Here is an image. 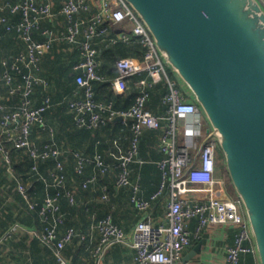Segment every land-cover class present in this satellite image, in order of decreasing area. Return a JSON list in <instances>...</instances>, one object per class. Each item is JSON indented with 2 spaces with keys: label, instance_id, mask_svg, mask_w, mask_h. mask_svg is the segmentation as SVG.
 <instances>
[{
  "label": "crops",
  "instance_id": "obj_1",
  "mask_svg": "<svg viewBox=\"0 0 264 264\" xmlns=\"http://www.w3.org/2000/svg\"><path fill=\"white\" fill-rule=\"evenodd\" d=\"M25 0H0V75L9 71L12 59L22 53L28 52V43L20 33L7 26H15L22 20L20 12L14 13L12 6ZM104 0H89L93 6L92 12H82L76 15L75 21L87 22L98 12ZM53 15L41 21L39 28L33 31L34 40L52 41L51 49L40 56L39 70L34 72L37 76L47 81V86L41 85L34 89V105H40L45 97L50 96L53 106L46 114V128L41 131L34 128L33 143L38 147L50 141L64 154L67 184L66 190L74 193L75 202L69 199L61 200V211L65 217V223L61 227V234L67 229L76 231L74 240L66 245L63 255L69 264H136V250L132 246L133 233L143 219L149 218L160 226L168 223L167 212L170 202L169 193L155 201L147 210H140L132 203L133 187L139 185L140 195L144 199H150L161 185L162 171L158 166L159 161L165 158L161 148V140L164 128L159 130H146L142 135V141L138 156L129 165L131 186L119 187L120 161L128 155L132 148V130L129 121L112 120L107 125L98 128H80L76 124L74 110L70 101H80L85 97L84 89L77 83V78L84 75L85 71L78 66L83 62L84 55L81 44L87 41V24H82L78 43L64 39L69 34L72 23L62 12L63 0H51ZM101 28V27H100ZM133 24L127 23L121 26H110L104 35L96 36L91 40L93 48L98 55V73L101 80L95 84L96 98L100 102H114L118 109H129L134 99L142 90L140 81L149 80L147 74L135 76L129 83L125 93H119L113 86V81L119 75L117 61L122 58L143 60L142 50H136L131 42L123 45L122 53L117 45L121 43L119 36L124 33H132ZM99 30V28H98ZM137 38V37H136ZM125 42V41H123ZM115 64L114 70L111 68ZM167 66V65H166ZM167 66L169 77L180 87L189 100V92L179 77ZM19 78H16L18 80ZM13 87H18V82ZM151 89L148 109L156 116L167 113L164 98L169 92L167 81ZM3 103L6 105H18L22 94H10V85L1 87ZM117 97V100L115 98ZM4 129L0 126V133ZM1 135V134H0ZM2 139V137H0ZM0 147V237L10 236L0 246V264H57V258L52 248L44 244L36 237L45 225V220L40 211L45 197L54 194L55 190L47 181H36L32 177V167L36 163L40 173L51 178L55 159H45L41 163L36 161L26 151L16 152L11 145ZM8 151L12 159V168L16 179L28 182V199L24 198L16 187L14 176L10 173L5 155ZM76 153H81L89 161L85 163L84 171L78 169ZM100 155V156H99ZM100 158L106 167L103 172L97 164ZM227 171V170H226ZM31 174V175H30ZM218 178L223 179L224 184H218L213 191L216 196L223 199L238 198L231 185L228 172H218ZM89 182V186H84ZM194 189L197 190V187ZM199 189V187H198ZM202 189V188H201ZM195 190V191H196ZM208 192L191 193L190 198H208ZM35 205V208L31 207ZM39 207H41L39 209ZM110 217L113 224L119 227L126 235V243L111 246L101 255L97 249L101 243V232L98 228L100 220ZM198 226V220L193 219L189 223V229L194 234ZM236 229L229 226H214L205 230L201 237L194 239L192 245L186 249L183 259L179 264H226L227 250L235 242ZM202 243V249L196 255L186 260L194 249ZM253 257L256 264H260L254 245ZM248 255H244L242 262Z\"/></svg>",
  "mask_w": 264,
  "mask_h": 264
},
{
  "label": "built area",
  "instance_id": "obj_2",
  "mask_svg": "<svg viewBox=\"0 0 264 264\" xmlns=\"http://www.w3.org/2000/svg\"><path fill=\"white\" fill-rule=\"evenodd\" d=\"M259 1L264 7V0ZM52 9L51 0H25L12 6V11L20 12L23 18L15 26L8 25L7 28L8 30L16 28L28 43V52L18 55L10 70L0 75V111L10 109L2 122L5 141L0 139V147L5 150L3 146L7 142H12L17 149H27L36 161L50 158L57 160L62 154L54 145L48 144L41 149L30 139L34 125L46 126L44 113L50 107V99L47 98L43 105L35 107L32 96L37 85L48 84L45 79L37 76L34 70L38 67L40 56L52 47L51 40L36 41L32 34L39 28L42 20L53 15ZM92 10L93 6L89 0H63L62 12L73 24L69 34L63 38L78 43L81 26L87 24V41L81 44L84 60L78 66L84 69L85 73L77 78V83L84 89L85 99L74 101L71 107L76 114V123L80 127H99L119 116L131 122L133 143L129 154L121 159V174L117 182L119 187L132 185L129 165L138 156L144 131L162 128L165 131L161 148L166 156L158 163L162 171L160 188L150 200H146L140 195L139 185H135L131 200L138 209L147 210L154 201L160 200L168 192L170 197L168 223L157 226L149 218L138 223L132 237V246L137 252L136 264H179L193 240L200 238L205 230L214 226H229L236 229L235 242L227 250L226 264H239L242 254H254V243L241 200L223 199L216 196L212 190L209 191V188L214 189L216 185L224 184V181L217 177L216 149L219 144L211 132H208L209 124L202 109L194 101L189 100L183 90L171 80L167 66L147 27L125 0H104L98 12L86 23L75 21L77 14ZM127 23L133 24V36L141 40L146 53L141 61L119 59L117 61L119 75L113 81V86L117 92L125 93L133 77L147 74L149 80L147 78L140 81L142 90L129 110H116L112 104L105 105L95 101L93 83L101 77L97 72L99 66L97 52L91 40L104 35L110 26ZM131 37L129 33L123 32L119 39L129 42ZM24 68L29 71L24 73ZM14 73L23 76L24 84L17 88L12 87L10 94L14 95L21 91L22 98L19 105L9 107L2 102L1 87L5 83L12 85L16 81ZM163 80L167 81L169 87V92L164 98L168 110L165 115L156 116L147 108L149 100L147 89L160 84ZM5 152L8 169L14 176L11 156L7 150ZM75 155L79 160L78 170L82 172L84 164L89 160L79 153ZM97 159L98 166L104 172L106 167L100 158ZM63 169V164L58 162L56 170ZM33 170L38 171V166L35 165ZM52 176L55 185L63 187L65 176L54 171ZM194 187H197V190ZM18 190L28 199L27 185L19 182ZM198 191L203 193L205 191L210 195L206 199L189 197L190 193ZM60 195L58 192L56 196L49 195L46 198L40 211L45 225L40 232H36V237L54 250L57 264H69L64 258L63 250L74 240L76 231L71 228L65 235L60 236L59 226L64 223V216L60 212ZM66 195L72 203L75 202L71 192H66ZM31 207L35 208V205L31 204ZM193 219L198 220L194 234L189 229V223ZM98 228L101 232V243L96 252L99 255L111 246L127 241L125 233L113 224L110 217L99 221ZM10 236H2L0 246Z\"/></svg>",
  "mask_w": 264,
  "mask_h": 264
},
{
  "label": "water",
  "instance_id": "obj_3",
  "mask_svg": "<svg viewBox=\"0 0 264 264\" xmlns=\"http://www.w3.org/2000/svg\"><path fill=\"white\" fill-rule=\"evenodd\" d=\"M125 1L202 109L264 264V7L259 0Z\"/></svg>",
  "mask_w": 264,
  "mask_h": 264
},
{
  "label": "trees",
  "instance_id": "obj_4",
  "mask_svg": "<svg viewBox=\"0 0 264 264\" xmlns=\"http://www.w3.org/2000/svg\"><path fill=\"white\" fill-rule=\"evenodd\" d=\"M16 30V29H15ZM33 35V38H34V34H32ZM132 37H131V40L129 41V42H131L132 41V43H130L129 45H134V46H136V47H132V48H135L136 50L138 49V50H142V54H143V56L145 55V53H146V48L143 46V44L141 43V40L139 39V38H136V37H134L133 35H131ZM23 38V37H22ZM48 41V40H47ZM117 45H120L119 46V50H121V53H122V51L125 49V48H123L124 46L123 45H128V44H126V42H123V41H121V43H119V44H117ZM97 59H98V55H97ZM40 60H41V58H40ZM14 61H15V58L14 59H12V62L10 63V67H11V65L14 63ZM41 61H39V63H40ZM39 63H38V67H37V70H39ZM114 67H115V64L114 63H112V65H111V68L114 70ZM9 70H10V68H9ZM170 70V69H169ZM24 73H27L28 71H29V69H27V68H24ZM97 72H98V70H97ZM14 75L16 76V78H19L18 80H16L14 83H17L18 82V86L19 85H23L24 84V79H23V76L22 75H18V74H15L14 73ZM98 75L101 77V75L98 73ZM102 78V77H101ZM101 80V79H100ZM98 82V80L97 81H95L94 83H93V89H94V93H95V101L97 102V103H102V104H105V105H109V104H112V106L114 107V109H116V110H122V109H118V107H115L116 105H115V103L114 102H110V103H104V102H100L97 98H96V91H95V84ZM14 83L12 84V85H10V90H11V88L13 87V85H14ZM6 84V83H5ZM4 85V84H3ZM38 86H40V85H37L36 87H38ZM43 88H45V86L44 85H41ZM154 86H156V85H154ZM153 86V87H154ZM35 87V88H36ZM152 87V88H153ZM147 91H148V93H149V96L151 97V89H147ZM16 95V94H15ZM47 98H49L50 99V107L47 109V111L44 113V121H45V124H47L46 123V114H47V112L48 111H50V108L53 106V102H52V100H51V98H50V96H46L45 97V99H44V101L40 104V105H43L45 102H46V99ZM85 99V97L82 99V100H84ZM136 99V98H135ZM135 99H134V101H135ZM32 100H33V96H32ZM115 100H117V97L115 98ZM134 101H133V103H132V105L134 104ZM149 101V100H148ZM3 102V101H2ZM74 101H70V105H71V103H73ZM20 104V103H19ZM18 104V105H19ZM33 104H34V101H33ZM40 105H37V106H35V107H38V106H40ZM132 105H131V107H132ZM147 105H148V103H147ZM7 106H9V107H12V105H7ZM13 106H17V105H13ZM130 107V108H131ZM166 107H167V110H168V106L166 105ZM72 108V107H71ZM129 108V109H130ZM148 108V107H147ZM129 109H123V110H129ZM10 109H7V110H5V111H0V126H2V122L4 121V118H5V116L7 115V113H8V111H9ZM104 116H108V114H104ZM75 118H76V115H75ZM109 122H111V121H108L106 124H104V125H107ZM130 124H131V122H129ZM77 124V123H76ZM104 125H101V126H104ZM77 126L78 127H80L78 124H77ZM101 126H99V127H101ZM35 127H37V128H39L41 131H44V129L46 128V126L45 127H43V126H41V125H38V124H36V125H34L33 127H32V132H31V136H30V139H31V141H32V136H33V131H34V128ZM131 127V126H130ZM80 128H86V127H80ZM95 128H98V127H95ZM3 129V128H2ZM87 129H92V128H87ZM1 135H0V137H2V141L4 142L5 141V136H4V133H0ZM132 135H133V132H132ZM1 139V138H0ZM141 141H142V136H141V140H140V144H141ZM10 144L11 145V147L13 146V148L15 149V150H17L16 152H22V151H26V153L28 152L29 153V151L27 150V149H17L16 147H15V145H14V143H12V142H7L6 144ZM32 143H33V141H32ZM132 143H133V136H132ZM34 144V143H33ZM48 144H50V145H53L52 143H50V141L48 142V143H46V144H44L43 146H42V148H44L46 145H48ZM35 145V144H34ZM36 146V145H35ZM56 147V146H55ZM41 148V149H42ZM57 149H59L58 147H56ZM139 149H140V145H139ZM60 150V149H59ZM61 151V150H60ZM62 152V151H61ZM30 154V153H29ZM80 155L81 156H84V155H82L81 153H80ZM100 156V155H99ZM32 157V156H31ZM85 157V156H84ZM33 158V157H32ZM86 158V157H85ZM223 158H224V156H223ZM50 159H54V158H50ZM50 159H48V160H50ZM76 159L78 160V158L76 157ZM87 159V158H86ZM45 159H41V160H39V162L41 163L42 161H44ZM89 160V159H88ZM58 162H61L62 164H63V167H64V169L62 170V171H59V170H56V166H57V164H58ZM78 167H79V160H78ZM120 163H121V161H120ZM97 164H98V162H97ZM219 166H222L223 167V169L224 170H226V163H225V158H224V160H223V162L222 161H219ZM8 165V164H7ZM35 165H37L36 163L33 165V167L35 166ZM104 165V164H103ZM38 166V165H37ZM105 166V165H104ZM119 166H120V164H119ZM33 167H32V170H33ZM84 169H85V164H84V166H83V171H84ZM102 169V168H101ZM120 169H121V166H120ZM219 170H220V168H218ZM78 170V169H77ZM53 171L54 172H60V174H63L64 176H65V182H64V185H63V187L61 186H57V185H55V183H54V178H53V176L51 175V178L50 177H48V180H47V177H45V176H43L41 173H40V171H39V167H38V171H32V176H30V177H32L33 179H35L36 181H39V180H44V181H47L48 183H49V185L51 184V186L54 188V190H55V193L54 194H48L46 197H45V199H44V201H43V203H42V205L40 204V206L41 207H43V205H44V202H45V200H46V198L50 195V196H56L57 194H58V192H60L61 193V195H60V198H59V205H60V212L62 213V211H61V200L62 199H64V198H67V199H69V197L66 195V192H71V191H68V190H66V188H65V186H66V184H67V177H66V167H65V162H64V154H63V152H62V154L60 155V157H59V159H55V166H54V168H53ZM120 174H121V170H120ZM31 175V174H30ZM14 180H15V182H16V187H17V189H18V184H19V182H22V181H19V180H17L16 179V175L14 174ZM23 183V182H22ZM25 184H29L28 182H24ZM23 183V184H24ZM232 185V184H231ZM84 186H89V182H86V184L84 185ZM233 187V186H232ZM73 195H74V193L73 192H71ZM167 193V192H166ZM154 195V194H153ZM152 195V196H153ZM151 196V197H152ZM74 197H75V195H74ZM151 197H150V199H151ZM149 199V200H150ZM70 200V199H69ZM146 200H148V199H146ZM71 202V201H70ZM155 202V201H154ZM153 202V203H154ZM152 203V204H153ZM74 204V203H73ZM41 207H39V209L41 208ZM62 215H63V213H62ZM64 216V215H63ZM101 221V220H100ZM64 223H65V217H64ZM64 223L63 224H61L60 226H59V233H60V236H63V235H65V233L69 230V229H71V228H69V229H67L66 230V232L64 233V234H61V231H60V229H61V227L64 225ZM44 227V226H43ZM77 234V233H76ZM1 238V237H0ZM136 255H137V252H136ZM244 255H248L246 258H245V260L242 262V258H243V256ZM239 264H256V261H255V259H254V257H253V254H242L241 255V258H240V262H239Z\"/></svg>",
  "mask_w": 264,
  "mask_h": 264
},
{
  "label": "rangeland",
  "instance_id": "obj_5",
  "mask_svg": "<svg viewBox=\"0 0 264 264\" xmlns=\"http://www.w3.org/2000/svg\"><path fill=\"white\" fill-rule=\"evenodd\" d=\"M223 156H224L223 151L221 150L220 146L218 145V147H217V149H216L217 175H219V174H218V172H219V169H218V168H220V171H223L224 174H226V172H227L226 170L223 169L222 166H219V164H218L219 161H222V162H223V160H224ZM194 188H195V187H194ZM190 195H191V193H190ZM218 197H219V196H218Z\"/></svg>",
  "mask_w": 264,
  "mask_h": 264
}]
</instances>
